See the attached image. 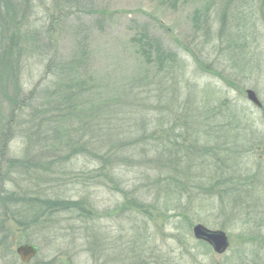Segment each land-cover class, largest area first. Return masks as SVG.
<instances>
[{
  "label": "rangeland",
  "instance_id": "1",
  "mask_svg": "<svg viewBox=\"0 0 264 264\" xmlns=\"http://www.w3.org/2000/svg\"><path fill=\"white\" fill-rule=\"evenodd\" d=\"M4 1L0 264H264V0Z\"/></svg>",
  "mask_w": 264,
  "mask_h": 264
},
{
  "label": "water",
  "instance_id": "2",
  "mask_svg": "<svg viewBox=\"0 0 264 264\" xmlns=\"http://www.w3.org/2000/svg\"><path fill=\"white\" fill-rule=\"evenodd\" d=\"M246 94L249 101L261 108L262 103L253 90H247ZM193 236L197 241L209 245L215 253L220 255L224 254L230 245L229 237L224 231L211 230L201 224L194 226ZM17 254L24 264H29L38 254V248L32 244H24L17 248Z\"/></svg>",
  "mask_w": 264,
  "mask_h": 264
},
{
  "label": "trees",
  "instance_id": "3",
  "mask_svg": "<svg viewBox=\"0 0 264 264\" xmlns=\"http://www.w3.org/2000/svg\"><path fill=\"white\" fill-rule=\"evenodd\" d=\"M2 2H4L5 3V1L3 0H0V5H1V3ZM6 7H7V9L8 8H10V6H7L6 5ZM9 10V9H8ZM8 13H9V11H8ZM0 15H1V12H0ZM4 24H5V22H2V27H4ZM26 37V36H25ZM76 96H72L71 98H69V95L67 94V93H64V95L62 96V102H63V106H66L67 104V102L69 101V100H71V99H74ZM72 101V100H71ZM68 110H69V108H68ZM68 110H66V109H63V111H68ZM60 118H62L63 116H59ZM55 118H56V116H55ZM59 118V119H60ZM170 190H172L170 187H169V189H168V191H170ZM0 199H2L3 201H2V203H1V206L6 210V213L7 212H11V213H13V211H10V209H9V207H12V202H13V196H8V198H5V199H3V198H0ZM37 200H39V199H36L35 200V202H37ZM57 205V204H56ZM59 206H64L63 204H59L58 206H55V207H59ZM55 207H51L50 209H54ZM37 219H38V216L37 217H34L33 218V220L30 218V221H32L33 223H35L36 221H37ZM199 245L200 246H203L204 248H206V249H208L209 247H208V245L206 244V243H204V242H199Z\"/></svg>",
  "mask_w": 264,
  "mask_h": 264
}]
</instances>
